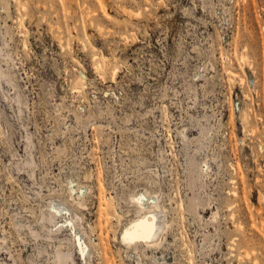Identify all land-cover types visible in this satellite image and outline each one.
<instances>
[{"label":"rangeland","instance_id":"obj_1","mask_svg":"<svg viewBox=\"0 0 264 264\" xmlns=\"http://www.w3.org/2000/svg\"><path fill=\"white\" fill-rule=\"evenodd\" d=\"M0 67V264H264V0H0Z\"/></svg>","mask_w":264,"mask_h":264},{"label":"bare ground","instance_id":"obj_2","mask_svg":"<svg viewBox=\"0 0 264 264\" xmlns=\"http://www.w3.org/2000/svg\"><path fill=\"white\" fill-rule=\"evenodd\" d=\"M97 68H98V65L97 66L94 65L95 71H97ZM5 77H6V75L2 72L1 67H0V83H1V81L4 80ZM8 86H9V84H8ZM10 87H11V85H10ZM0 88H1V86H0ZM2 93H3V91H2ZM7 95H8V92H7ZM15 96H16V94H15ZM4 98H6V97H4ZM3 100H5V99H3ZM11 100H12V98H11ZM16 102L17 101H15V103ZM149 197H151V196H149ZM149 197H141L140 200L137 202L139 207H141V209L147 210V213L145 215H143V217L141 216V218L136 220L132 225H130V227H128V229L125 230V232L123 234V238H124V241H126L128 244H132L134 241H142L143 243H145L149 246H155V245H158L160 243V241H162L161 237H162L163 232H165V228H166V225H165L166 222L164 220L165 211L163 213V210H165V208L162 210L161 207L159 208L157 204H155V207H153L152 206L153 201L151 199H149ZM156 200L157 199H155V203H156ZM159 203H160V201H159ZM54 204H56V203H54ZM54 208H56V207H54ZM58 210H59V208H58ZM65 211H66V209H65ZM44 214L47 217L46 221H49L50 223L52 220L55 219L54 215L51 212H47V214L46 213H44ZM74 218H76V217L73 215V219ZM49 222H47V223H49ZM73 222H74V220H73ZM238 226L241 227L240 225H238ZM56 229H58V228H56ZM241 249H242V251L244 250L243 247H241ZM252 252L254 253V250ZM82 254L84 256V255H87L88 252L82 251ZM248 255H250V254H248L247 251H245V256L247 257ZM69 256L67 254L60 255L58 258L60 264H66V261L68 260ZM241 258L242 257H240V259Z\"/></svg>","mask_w":264,"mask_h":264}]
</instances>
